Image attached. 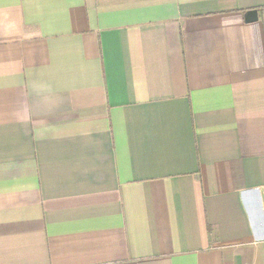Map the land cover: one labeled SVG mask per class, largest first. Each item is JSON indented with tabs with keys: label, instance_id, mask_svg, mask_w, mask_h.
Listing matches in <instances>:
<instances>
[{
	"label": "crops",
	"instance_id": "obj_1",
	"mask_svg": "<svg viewBox=\"0 0 264 264\" xmlns=\"http://www.w3.org/2000/svg\"><path fill=\"white\" fill-rule=\"evenodd\" d=\"M0 264H264V0H0Z\"/></svg>",
	"mask_w": 264,
	"mask_h": 264
},
{
	"label": "water",
	"instance_id": "obj_2",
	"mask_svg": "<svg viewBox=\"0 0 264 264\" xmlns=\"http://www.w3.org/2000/svg\"><path fill=\"white\" fill-rule=\"evenodd\" d=\"M244 19L246 23H252L257 20V11L252 10V11H247L244 14Z\"/></svg>",
	"mask_w": 264,
	"mask_h": 264
}]
</instances>
